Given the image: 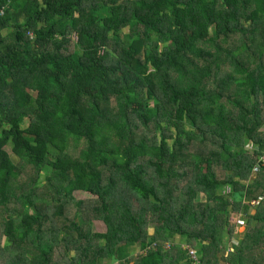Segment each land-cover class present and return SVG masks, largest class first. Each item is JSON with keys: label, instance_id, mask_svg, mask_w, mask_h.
<instances>
[{"label": "trees", "instance_id": "trees-1", "mask_svg": "<svg viewBox=\"0 0 264 264\" xmlns=\"http://www.w3.org/2000/svg\"><path fill=\"white\" fill-rule=\"evenodd\" d=\"M262 152L264 0H0L1 264H264Z\"/></svg>", "mask_w": 264, "mask_h": 264}, {"label": "rangeland", "instance_id": "rangeland-1", "mask_svg": "<svg viewBox=\"0 0 264 264\" xmlns=\"http://www.w3.org/2000/svg\"><path fill=\"white\" fill-rule=\"evenodd\" d=\"M141 129L142 128L140 127V130ZM151 130H152L151 126L143 128V131H144V133L147 136H151L155 132V130L153 129L154 132L150 134ZM228 192H229V188H225L223 193L226 194ZM73 195H74V198L76 200H81V199L87 200V199L91 198L90 195H88L87 193H84L82 191H79V190H75ZM200 196H201V194H198V199L200 198ZM71 211H73L72 208H70L69 211L67 210V212H69V214H71ZM7 215H8V213H4V214L2 213V216H4V219L6 218ZM148 218H149L148 219L149 227H152L153 224H155V223L157 224V223H159L161 221V217H159L157 214H150L148 216ZM239 219L244 221V218L240 214L237 215L234 219H232L230 221L231 224L233 225L232 226L233 232H232V235H231L230 240H229L230 242H236L238 239L241 238V236L243 234L244 224L238 226V220ZM0 222H1V219H0ZM228 226H229V224H227V227ZM90 228H91L92 231L102 232L104 230V224L101 221L93 220V221H91ZM4 241H5V237L3 235H0V246L3 245ZM168 242L170 244H173V242H175V240L174 241H168ZM168 242H165V243H168ZM177 244L180 245V247H182V248H184L186 250V248H185L186 245H185V241L184 240L179 239V242H177ZM138 252H139V250L137 251V248H135V249L132 248V253L133 254H136ZM4 254H6V252L2 251V253H1L2 259L0 258V264L4 261V259H3Z\"/></svg>", "mask_w": 264, "mask_h": 264}, {"label": "built area", "instance_id": "built-area-1", "mask_svg": "<svg viewBox=\"0 0 264 264\" xmlns=\"http://www.w3.org/2000/svg\"><path fill=\"white\" fill-rule=\"evenodd\" d=\"M249 148L253 149V147L251 145H248ZM264 165V152H262L261 154L258 155V159H257V162H256V165L254 166V170H257V168L259 166H263ZM260 200V198L258 199H249L247 201H249V203L251 205H255L258 203V201ZM244 224V221H242L241 219L238 220V226L240 225H243ZM170 243H164V246L165 248H169L170 247ZM186 250H187V253H188V256L191 260V264H199V261H198V255L196 253V251L191 248V247H188L187 245L185 246ZM229 250V249H228Z\"/></svg>", "mask_w": 264, "mask_h": 264}]
</instances>
